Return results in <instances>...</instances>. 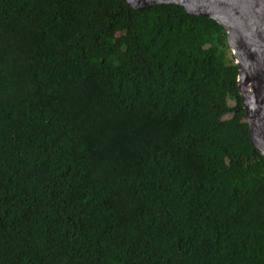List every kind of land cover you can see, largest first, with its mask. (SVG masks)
Returning <instances> with one entry per match:
<instances>
[{"label":"trees","instance_id":"16d2710c","mask_svg":"<svg viewBox=\"0 0 264 264\" xmlns=\"http://www.w3.org/2000/svg\"><path fill=\"white\" fill-rule=\"evenodd\" d=\"M215 19L0 0V264H264V155Z\"/></svg>","mask_w":264,"mask_h":264},{"label":"water","instance_id":"95a60500","mask_svg":"<svg viewBox=\"0 0 264 264\" xmlns=\"http://www.w3.org/2000/svg\"><path fill=\"white\" fill-rule=\"evenodd\" d=\"M133 9L177 3L195 15L223 26L238 66L237 86L243 99L253 146L264 155V0H125Z\"/></svg>","mask_w":264,"mask_h":264},{"label":"rangeland","instance_id":"374dc122","mask_svg":"<svg viewBox=\"0 0 264 264\" xmlns=\"http://www.w3.org/2000/svg\"><path fill=\"white\" fill-rule=\"evenodd\" d=\"M228 58L230 61L234 62L233 54H232V51L230 50V48H228Z\"/></svg>","mask_w":264,"mask_h":264}]
</instances>
